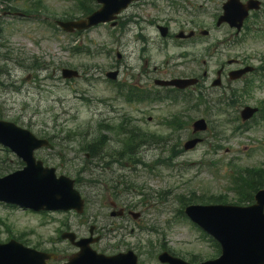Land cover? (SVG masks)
<instances>
[{"label": "rangeland", "instance_id": "obj_1", "mask_svg": "<svg viewBox=\"0 0 264 264\" xmlns=\"http://www.w3.org/2000/svg\"><path fill=\"white\" fill-rule=\"evenodd\" d=\"M35 1L38 0H31L29 3L17 2L14 6L19 10L27 11ZM41 1L44 10L38 13L39 21L1 16L0 12L2 119L15 121L17 125L29 129L37 137L40 135L64 137V133L60 134L63 129L70 134L81 130L87 133L85 137L87 140L92 138L94 126L96 127L95 124L100 121L102 126L106 127V131L101 132V136L105 137L107 142L105 155L114 158V155L119 157L120 152L127 150L123 147V141L129 135L119 136L116 130L119 118L123 116L127 128L134 126L140 129L138 135H130L133 140L128 146L130 152H135V158L133 162L128 156H121L126 157L122 160L124 165L112 164L108 169L103 165L104 163L99 167L98 163L97 167L87 163L86 172L84 170L81 172L85 161L84 154L78 150L79 141L72 136L73 140L69 142L71 146L64 150L57 145L59 142L56 140L57 146L53 153L45 150L38 154L40 159H45L51 166H55L49 161L52 158L54 161V157L49 154H62L65 156L61 157L63 160L60 162L62 165L60 171L63 174L71 178L79 175L82 181L92 178L100 183L96 185L86 183L78 189L87 196L85 209L87 216L78 217L72 213L21 214L17 211H7L0 206V219L14 235L25 233L24 238L28 239L29 243L44 242L45 248L50 247L47 236L57 235V231L61 228L62 231H73L85 237L88 234V226L91 225L89 222L86 223V219L91 218L94 220L92 223L98 228L97 232L104 236L96 245L103 253L113 255L127 249L136 253L144 247L140 261L143 264H158L153 259L154 253L151 257V254L144 252L151 253L149 242L157 248V253H159L158 246L163 245L183 259L192 256L200 261L216 258L214 248L201 239L188 221L179 219L180 205L177 197L192 192L206 196L225 193L228 200H232L233 195L226 193L229 175L246 167L264 168V121L257 117L254 121L248 122L245 129L233 132L234 127L241 125L236 117L244 106L264 105V85L247 93L244 86L245 82L251 79L250 76L237 82H230L225 75L222 77L221 88L211 87V82L216 77V70L227 58L234 59L245 55L251 59L250 65L254 67L260 60L264 63V32L258 37L250 36L235 47H226L228 28L225 25L219 28L215 26V19L221 13V5L225 0H187L190 5L184 0H174L170 4L172 8H168L166 2L162 6L161 0H146L143 6L134 10L135 13L130 12L140 21H143L144 17L166 20L168 21L166 24L173 31H177L175 27L177 24L185 26L188 22L194 21L209 32L207 39L202 38V41L197 39L188 43L189 56L186 59L176 56L170 59L171 65L162 66L163 55H160V58L153 55L152 45L150 48L148 46L144 53L139 47L130 54L129 43L123 37L122 30L113 28L109 30L108 26H99L81 35L55 32L49 23L64 17H83L79 12L80 7H75L76 0ZM87 3V10L92 11L97 8L94 0H87ZM201 3L203 10L200 8ZM173 18L176 19V24L169 22ZM145 26L150 30L147 36L153 39L155 31L150 25L145 24ZM260 27L264 30L261 24ZM4 47L9 49L10 54ZM73 47H77L80 52L75 53ZM70 48L73 49V53L69 51ZM183 51L184 48L181 49V52ZM116 52L123 58L118 60ZM170 52L175 55L177 51L170 50ZM2 56H10L11 61H4ZM198 58L206 64L197 67L195 61ZM148 59H150L149 70L144 67V62ZM32 60L41 66V70L30 71L24 66L21 68L16 65V61H20L27 66ZM186 61H194V65L183 66L186 64L182 63ZM155 65H159L163 73L148 75ZM113 66H119L121 73L124 72L120 74L118 81L122 83L126 81L127 85L136 86L148 97L176 96V93L169 88L155 87L153 85L155 78L189 77L192 72L200 75L202 70L206 69L209 74L208 81L202 84L201 89H194V92L201 91L205 96L203 101L206 103L215 99L225 100L228 103L226 110L230 124L222 123L217 128V133L208 130L198 135L202 138V143L193 150L184 151L183 144L193 137L191 123L198 118L213 121L215 117L210 118L203 113L204 111L194 108L183 112V103L175 104L169 99L124 105L114 96L112 87L105 79V74ZM63 68L78 71L80 77L63 80L60 77ZM130 74L133 76L132 79L128 78ZM180 96L184 97L185 94ZM178 113H182L181 120L184 123L181 129L173 131L161 124L163 120H173ZM149 117L151 122L148 121ZM208 124L211 125L210 122ZM144 133L148 137L145 138ZM109 158H106V162ZM2 159H6V164L1 163ZM0 160V172L1 169L13 171L22 166L1 147ZM116 179L117 185H120V180L125 184L115 185L117 197L120 196L119 192L127 197L129 204L134 206L133 212L140 214V219L137 221L130 217L122 220L110 217L112 211L110 203L113 202V196H110L104 180L109 183ZM129 185L135 189L132 192L124 191ZM134 191L139 194L132 197L131 193ZM63 222L65 223L62 224ZM4 229L5 226L0 224L2 240L9 237ZM109 231L113 232L108 233ZM68 245L63 242L55 246L66 254L68 253L66 247H70Z\"/></svg>", "mask_w": 264, "mask_h": 264}, {"label": "water", "instance_id": "obj_2", "mask_svg": "<svg viewBox=\"0 0 264 264\" xmlns=\"http://www.w3.org/2000/svg\"><path fill=\"white\" fill-rule=\"evenodd\" d=\"M97 1L102 4V8L85 21L60 25L67 30L73 28L81 30L99 23L109 22L114 19L115 14L119 13L130 2V0ZM236 8L232 6L229 9V4H227L225 14L219 23L227 21L230 25L239 27L247 15L248 7H238L239 10ZM181 83L183 82H176L177 85ZM186 85L187 83H184L182 87ZM0 143L11 148L18 156L24 159L27 165L23 172L0 180V201L18 204L34 210L77 208L79 205L78 197L72 191V182L62 177L56 179L53 170L42 169L40 163H34L32 151L42 146V142L35 140L30 134L17 129L12 124L0 122ZM219 208H205L210 213H213L207 219L210 228L213 230L209 232L218 239L223 237L228 239L230 234L227 232L219 233L214 228L215 225L213 226L216 221L219 223L228 217V214L221 212ZM199 218L205 220V217L202 219L200 215ZM246 224L249 227L253 225V230L246 229L244 224L241 223L239 227H236L237 232L232 234L236 236H231L232 248L230 255L236 258L237 264L241 263L247 251L251 250L255 253L257 249L264 248V231L261 225L256 220L246 222ZM45 258L44 255L22 249L14 244L0 247V264H45ZM206 264H220V261Z\"/></svg>", "mask_w": 264, "mask_h": 264}, {"label": "flooded vegetation", "instance_id": "obj_3", "mask_svg": "<svg viewBox=\"0 0 264 264\" xmlns=\"http://www.w3.org/2000/svg\"><path fill=\"white\" fill-rule=\"evenodd\" d=\"M142 1L144 2L146 0H142ZM139 6H142V5L139 3H136L131 6V9L135 7H139ZM130 10L128 12H130ZM128 12L124 18L125 23H126L124 26V33L127 35V41L129 43L130 54L134 53L135 50H138L139 47L142 48L143 53L146 52L148 46L151 47L153 42L159 43V45L161 43L179 42L183 48L186 47L184 52H185V56L188 57L187 46H188V43L193 42L194 37H195L194 34L191 37H187V35H183L182 37H180V39H178L177 33L179 34L180 32H184L182 26H175L177 31H173L170 26L166 25V23L168 22L166 20L156 19V18H151V19L146 18L143 21H140L139 18H132L131 14ZM157 22H159L160 25L163 23V25L167 27V31L165 32L164 36H161L159 24H156ZM145 24L150 25L152 29L155 31V34L153 36V39H154L153 42H152L153 39L147 36L150 30L147 29ZM192 30L193 29L187 31L185 34H190ZM197 32L200 33L199 30H197ZM147 62L148 61L146 60L145 64H147ZM156 73H158L157 68H153L152 71L148 73V75H156Z\"/></svg>", "mask_w": 264, "mask_h": 264}, {"label": "trees", "instance_id": "obj_4", "mask_svg": "<svg viewBox=\"0 0 264 264\" xmlns=\"http://www.w3.org/2000/svg\"><path fill=\"white\" fill-rule=\"evenodd\" d=\"M100 139L94 140L92 143L86 145L84 149H86L88 152H91L93 155L96 154L98 148L101 145V142H99ZM239 191L240 193L243 192L244 198H250L249 194L255 192L260 187L264 186V173L260 172H247L243 177L239 178ZM262 182V183H261Z\"/></svg>", "mask_w": 264, "mask_h": 264}]
</instances>
